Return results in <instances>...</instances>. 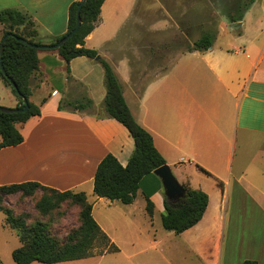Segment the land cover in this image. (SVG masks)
Instances as JSON below:
<instances>
[{
	"label": "crops",
	"instance_id": "crops-1",
	"mask_svg": "<svg viewBox=\"0 0 264 264\" xmlns=\"http://www.w3.org/2000/svg\"><path fill=\"white\" fill-rule=\"evenodd\" d=\"M76 1L81 0H0V10L29 15L37 40L49 44L67 33L68 10ZM170 11L167 0H104L84 47L112 66L132 115L152 135L179 183L207 193L202 219L180 234L165 230L166 196L154 173L142 179L134 202L121 207L125 211L110 208L119 201L94 194L100 161L112 154L126 166L134 140L102 106L106 86L99 59L78 56L67 62L56 48L38 50L30 101L41 114L18 124L21 144L0 150V185L37 181L59 191L85 192L93 199V213L102 202L106 215L115 213L113 220L99 221L112 241L147 243L166 264H185L189 258L200 264H264V0H254L242 21L220 15L209 50L178 54L162 74L140 86L132 63L141 51L126 44L135 45L142 29L144 36L163 37L172 26L180 28ZM0 90L5 95L0 106L19 104L2 80ZM82 99L91 105L59 110L62 100ZM146 195L154 203L153 215L146 210ZM139 199L147 222L141 228L134 216ZM92 257L56 264H83Z\"/></svg>",
	"mask_w": 264,
	"mask_h": 264
},
{
	"label": "trees",
	"instance_id": "trees-1",
	"mask_svg": "<svg viewBox=\"0 0 264 264\" xmlns=\"http://www.w3.org/2000/svg\"><path fill=\"white\" fill-rule=\"evenodd\" d=\"M238 1L233 5L232 10L226 13L230 22L242 21L245 12L254 2V0ZM103 2L104 0H87L83 4L79 29L63 46L57 48L65 61L70 62L78 56H87L91 59L98 56L96 50L85 48L84 43L100 19ZM79 4L80 1H76L69 7L66 34L76 27ZM0 24L5 28L0 39V48L3 38L7 36L0 59V80L10 87L19 99V104L13 108L17 111H0L1 150L21 144L24 141V136L19 130L18 124H24L32 117L41 114L40 106L30 101L33 92L31 78L38 70V50L43 47L55 48V45L66 34L54 39L49 44H43L37 40L38 32L32 18L14 8L0 10ZM184 33L188 39L191 38L189 31L184 30ZM217 34V28L214 32L203 33L193 41L187 50H209L213 46ZM18 38L26 40V43L19 41ZM99 62L104 67L106 86V95L102 106L110 117L126 127L134 140L135 149L126 166H123L112 154H107L100 161L94 176L93 192L99 198L131 204L136 199L142 179L153 174L157 168L166 165V160L156 148L152 135L132 115L124 98L120 81L112 66L100 57ZM10 80L16 84V89L12 87ZM24 99L27 100L28 104L26 110H23L25 107ZM90 105L91 101L88 99H82L75 103H66L62 100L59 104V110L67 108L84 109ZM201 170L207 173L205 170ZM183 187L186 192L183 198L170 201L165 197V212L161 217L163 228L176 234L196 225L202 219L209 201L208 195L204 191L192 189L186 185ZM37 189L50 190L63 200H72L82 204L83 233L76 241L61 243L47 233V227L44 223L36 222L30 226L24 219L15 216L11 210L5 209V222L17 232L21 242V245L12 252V258L16 264H32L33 262L56 264L116 253L120 250L95 220L93 203L88 200L85 192L59 191L37 181H26L0 185V194L10 195L20 192L29 196L34 194ZM145 198L146 210L149 215H153L154 203L149 195H146ZM38 208L44 213L52 209L51 198L44 197L38 203ZM98 239L104 243V248L98 254L93 255L92 247ZM242 264H258V262L245 260Z\"/></svg>",
	"mask_w": 264,
	"mask_h": 264
},
{
	"label": "rangeland",
	"instance_id": "rangeland-1",
	"mask_svg": "<svg viewBox=\"0 0 264 264\" xmlns=\"http://www.w3.org/2000/svg\"><path fill=\"white\" fill-rule=\"evenodd\" d=\"M147 1L151 2L152 0ZM167 1L171 4V16L177 23H180L179 27L181 29L193 32V38L187 39L181 33V29L175 25L172 26L169 32H164L163 37L157 32L144 36L145 30L142 29V32L136 38L135 45H132L131 42L126 44L127 48H139L141 51L139 56L136 57L138 60L132 63L134 69L139 72L137 82L140 86L162 74L174 62L177 55L186 51L196 38L207 31L214 32L218 26L220 15L230 12L233 5L239 2L238 0ZM153 15L154 18H158L161 13H154ZM4 31V26L0 25V39ZM133 58L135 59V56ZM4 97L5 95L0 90V98ZM44 197L51 198L52 203V209L46 213L38 208V203ZM91 200L93 201V199ZM102 203H96L93 213L98 224L99 221L106 222L108 219L113 220L116 217L114 212V214L106 215ZM137 203L134 208L136 210L134 216H136L135 219L140 223L141 228L147 222L142 214L140 199ZM121 207H124V205L120 202L110 208L114 211L119 210V208L125 211ZM82 208V204L72 200H63L50 190L37 189L34 194L29 196L20 192L10 195L0 194V264H16L12 258V252L21 245L17 232L5 222V209L11 210L15 216L24 219L30 226L36 222L44 223L47 227V233L51 237L61 243H71L78 240L83 233ZM105 233L107 234V232ZM120 242L121 246L114 242L121 250L119 253H108L92 257L83 264H166L150 250L147 243H132L128 239ZM103 248L104 243L100 239L96 240L92 247V254H98ZM227 252L228 249L226 248ZM32 264L43 263L33 262ZM185 264L200 263L189 258Z\"/></svg>",
	"mask_w": 264,
	"mask_h": 264
},
{
	"label": "water",
	"instance_id": "water-1",
	"mask_svg": "<svg viewBox=\"0 0 264 264\" xmlns=\"http://www.w3.org/2000/svg\"><path fill=\"white\" fill-rule=\"evenodd\" d=\"M86 1L87 0H81L80 1V4L78 5L76 27L71 32H69L68 34H66L55 45V48L56 49L59 48V47H61V46H63L71 37L74 36V34L79 29V27L81 25V15H80L81 8H82L83 4ZM231 26L234 29L239 28V25H237L236 23H233ZM6 39H7V36H5L3 38L2 43H1L0 59H1V56H2V52H3V49H4V43H5ZM18 40L21 41V42H23V43H26V40H24L22 38H18ZM43 48H47V47H43ZM96 59H99V56H97ZM10 82H11L12 87L14 89H16L17 88L16 84L13 81H11V80H10ZM24 102H25V107L23 108V110H26V109H28L27 100L24 99ZM0 111H4V112H14V111H17V110L16 109H13V108H7V107L0 106ZM154 174L157 175L161 179L162 184H163V187H164V193H165V196H166V198L168 200L175 201V200H178V199L183 198L185 196V194H186L185 189L179 183V181L177 180V178L173 174L172 169L170 168V166H168L167 164L166 165H163V166L157 168L154 171Z\"/></svg>",
	"mask_w": 264,
	"mask_h": 264
}]
</instances>
